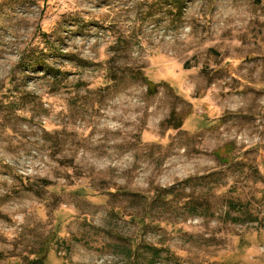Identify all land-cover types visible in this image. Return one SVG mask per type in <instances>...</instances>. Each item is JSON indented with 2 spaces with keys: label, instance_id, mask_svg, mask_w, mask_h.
<instances>
[{
  "label": "rangeland",
  "instance_id": "1",
  "mask_svg": "<svg viewBox=\"0 0 264 264\" xmlns=\"http://www.w3.org/2000/svg\"><path fill=\"white\" fill-rule=\"evenodd\" d=\"M264 264V0H0V264Z\"/></svg>",
  "mask_w": 264,
  "mask_h": 264
},
{
  "label": "trees",
  "instance_id": "2",
  "mask_svg": "<svg viewBox=\"0 0 264 264\" xmlns=\"http://www.w3.org/2000/svg\"><path fill=\"white\" fill-rule=\"evenodd\" d=\"M154 252V259L151 261V264L155 263V261H157V258L159 257L160 253H161V249L160 248H157V247H154L151 248ZM34 264H42L41 261H34L33 262Z\"/></svg>",
  "mask_w": 264,
  "mask_h": 264
}]
</instances>
